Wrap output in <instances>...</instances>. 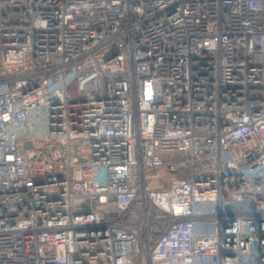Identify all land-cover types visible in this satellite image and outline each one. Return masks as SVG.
Masks as SVG:
<instances>
[{
  "label": "built area",
  "instance_id": "built-area-1",
  "mask_svg": "<svg viewBox=\"0 0 264 264\" xmlns=\"http://www.w3.org/2000/svg\"><path fill=\"white\" fill-rule=\"evenodd\" d=\"M0 264H264V0H0Z\"/></svg>",
  "mask_w": 264,
  "mask_h": 264
},
{
  "label": "rangeland",
  "instance_id": "rangeland-1",
  "mask_svg": "<svg viewBox=\"0 0 264 264\" xmlns=\"http://www.w3.org/2000/svg\"><path fill=\"white\" fill-rule=\"evenodd\" d=\"M72 95L75 96V92L74 91H72ZM167 181H168L167 178L166 179L164 178V181L163 182L165 183ZM196 230L198 232H210L211 231V228L206 227L203 222H198L197 223V226H196Z\"/></svg>",
  "mask_w": 264,
  "mask_h": 264
}]
</instances>
